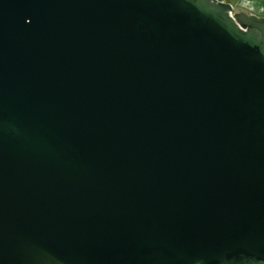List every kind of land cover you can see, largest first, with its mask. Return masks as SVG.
<instances>
[{"label": "water", "instance_id": "95a60500", "mask_svg": "<svg viewBox=\"0 0 264 264\" xmlns=\"http://www.w3.org/2000/svg\"><path fill=\"white\" fill-rule=\"evenodd\" d=\"M0 264H264V17L0 0Z\"/></svg>", "mask_w": 264, "mask_h": 264}, {"label": "crops", "instance_id": "0c3cea01", "mask_svg": "<svg viewBox=\"0 0 264 264\" xmlns=\"http://www.w3.org/2000/svg\"><path fill=\"white\" fill-rule=\"evenodd\" d=\"M232 4L235 10H244L264 17V0H222Z\"/></svg>", "mask_w": 264, "mask_h": 264}]
</instances>
